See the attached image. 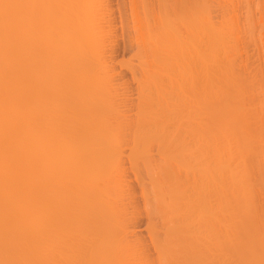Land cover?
<instances>
[{
	"label": "bare ground",
	"instance_id": "1",
	"mask_svg": "<svg viewBox=\"0 0 264 264\" xmlns=\"http://www.w3.org/2000/svg\"><path fill=\"white\" fill-rule=\"evenodd\" d=\"M142 1V8L138 0L122 4L129 2V15L123 11L131 18L128 32L142 70L151 49L142 43L152 32L170 49L159 97L146 92L150 77L126 63L140 87L138 111L153 108L156 98L161 103L133 126L132 104L122 97L129 82L115 83L117 67H109L118 30L111 0H0V264H152L150 243L130 233L143 207L135 205L127 175L132 169L142 188L148 177L142 180L133 152L127 169L124 148L141 142L158 143L163 157L174 146L171 157L184 164L163 176L149 169V179L167 188L174 205L173 214H157V224L147 209L148 185L143 189L149 247L160 252L162 227L174 243L171 264H207L211 256L213 264H228L227 250L236 264H264V66L258 78L251 66L254 75L242 67L247 57L238 61L248 47L241 52L237 43L243 31L237 34L234 13L226 17L238 4Z\"/></svg>",
	"mask_w": 264,
	"mask_h": 264
},
{
	"label": "rangeland",
	"instance_id": "2",
	"mask_svg": "<svg viewBox=\"0 0 264 264\" xmlns=\"http://www.w3.org/2000/svg\"><path fill=\"white\" fill-rule=\"evenodd\" d=\"M125 1L126 0H124V2H123V0H111V10H112V16L114 17H112L113 19H114V23H113V26L115 27V29H118V30H115V34H113V37H114V35H115V37L113 38V39H115L116 41H115V43H116V45H115V43H112L114 46V51H113V49L111 50V51H113L114 53L113 54H115L114 56H112V59L113 60H111V58H110V65H109V67H111L112 69L113 68H115L116 69V67H117V70H115L116 72H115V74H116V76H117V81L115 82V83H122V82H126V84H127V82H129L127 85L129 86V88L127 87V85L126 84H124V85H126V91H125V94L127 95V96H124V94H123V98L124 99H126V97H127V99H128V102L130 103V104H132V108H133V110H132V108H131V114H130V116H128L129 118H130V120H132V123H133V121H134V125L133 126H137L138 124L137 123H139V120L141 121V118H142V121L144 122L145 121V117H146V115H148L149 114V112H147L148 110H150L151 111V109H152V111H153V109H155V110H157V108H160V106H161V103L158 101L159 99L158 98H156V101L157 102H153L154 103V106H153V108H151L150 106H149V108L148 107H142L141 109H143L144 108V110L146 111V109H147V111L145 112H143V110L141 111V112H143V113H141L140 111H138L139 110V107H137L138 106V103H139V92H138V90H140V87H139V84H138V82L136 81V80H134V76H133V72H131V70L128 68V66L130 65V63H136V64H138V65H136L135 63L133 64V65H135V67H136V69H138V76L140 75L141 76V73H143V71L144 70H142L143 68V66H141L142 65V59L140 58V60H139V58L138 57H136V55H135V50L137 49V45H136V43L134 44V43H131V41H132V39L130 38V32H128V31H131L130 30V28H129V30H128V27L129 26H131V21H129V2L125 5L126 7H124V5H122V4H125ZM236 1V4H238L237 5V7H236V9H238V10H240L239 11V13H238V10L237 11H232V10H229L230 11V13H226V17H229V18H231L232 17V13H234V15H233V19H234V21H235V24L236 23H238V24H236V27L238 28L237 29V34H238V30H239V32H240V30L241 31H243V32H241V34H239V39H238V42L237 43H241L240 44V46H243L242 47V51L241 52H243V51H246L247 50V47H248V50H247V53L246 52H244V53H242L243 55H241V56H238V61H239V63H240V65L242 64V58L243 57H247V58H243V63H245V64H242V67H244V68H246L245 66H247V68H248V66H249V70L248 71H252L253 72V70H254V72H255V74H257V75H255V78H256V76L259 78V74H258V72L260 71V70H262L261 69V67L262 66H264L263 64H264V49H263V47H264V0H235ZM242 3H241V2ZM142 4H144L143 3V1L142 0H138V3H137V6L138 7H141V5ZM241 4V5H240ZM114 5V6H113ZM119 6V7H118ZM247 6V7H246ZM253 6V7H252ZM261 6V7H260ZM123 7V8H122ZM142 7H143V5H142ZM141 7V8H142ZM245 7V8H244ZM115 8V9H114ZM219 8H221V7H219ZM218 7H217V9H219ZM104 9V12H103V14L102 15H108V12L109 11H106L107 9L106 8H103ZM140 9V8H139ZM247 9V10H246ZM125 10H127L128 11V15H127V13H125L124 11ZM221 10V12H219ZM105 11H106V13L107 14H105ZM139 11V10H138ZM219 11H218V13H219V18H221L223 15V11H222V8L221 9H219ZM232 11V12H231ZM247 11V12H246ZM260 11V12H259ZM261 11H262V14H261V17L259 16L260 15V13H261ZM121 12H123V13H121ZM139 12H141V14L140 15H142V16H144L143 14V10H140ZM235 12H237L238 14H236ZM249 13H250V15H249ZM230 14V15H229ZM235 14H236V16H235ZM239 14H240V16H239ZM249 15L248 16V18H247V15ZM257 14V15H256ZM125 16V17H124ZM235 16V17H234ZM238 16H239V18H238ZM245 16V17H244ZM121 17V18H120ZM117 20H116V19ZM250 18V19H249ZM263 18V19H262ZM121 19H122V21H121ZM131 19V18H130ZM237 19H239V20H237ZM255 19V20H254ZM237 20V21H236ZM258 20V21H257ZM257 21V22H256ZM115 23H116V25H115ZM245 26H244V25ZM252 24V25H251ZM262 24H263V27H262ZM239 25V26H238ZM125 26V27H124ZM240 27H242V28H244L243 30H242V28H240ZM254 27H256L255 29H254ZM246 28H247V30H246ZM253 28V29H252ZM123 30H126L125 31V33L127 34V36L125 35V37H122V35H123ZM145 30V28L143 29V31ZM258 30V31H257ZM257 31V32H256ZM247 32V33H246ZM103 33V32H102ZM102 33H97L98 34V37H102L101 35H102ZM131 33H133L132 31H131ZM153 34H154V36H153V34H151V38L149 39V36L146 38L147 40H145L146 41V43H142L144 46H146V47H148L147 45H148V43H149V45H150V47H151V49H150V47H149V49L148 48H146V49H148L149 50V52L147 51V50H145V53H147L148 52V55H149V58H148V55H147V58H148V60L150 61H148V65H149V67H148V65L146 66V68H145V71H144V73H143V76H141L142 78L143 77H145L144 75H146V77H150V78H148V81L151 83V85H152V89L151 88H148L147 90H146V92L147 93H153V96H154V98L155 97H159V94H160V90H161V88H160V86H158V82H159V79H160V76L161 75H163L164 73L166 74V72H164V71H166L164 68H166L167 66H168V58L169 57H167L166 58V56L165 55H167L168 56V54H169V47H170V43H163V41L161 40V39H159V33L158 32H152ZM243 33V34H242ZM96 34V35H97ZM117 34H118V37H117ZM121 34V35H120ZM240 35H242L241 37H240ZM120 36V37H119ZM117 37V38H116ZM154 37H158V39H159V41H156V43H155V40H154ZM247 37V38H246ZM261 37V38H260ZM102 38H105L104 36L102 37ZM110 38V37H109ZM109 38H107V39H103V41H104V43H105V40H107L106 41V44H109V43H107L108 41H109ZM123 38V39H122ZM145 38V37H144ZM259 38V39H258ZM112 39V37L110 38V40ZM153 39V40H152ZM97 41H96V43H95V45H97V44H99L100 45V41L98 40V39H96ZM119 40V41H118ZM151 40H152V43H151ZM248 42H247V41ZM260 40V41H259ZM262 40V41H261ZM99 41V42H98ZM118 41V42H117ZM129 41V42H128ZM150 41V42H149ZM254 41V42H253ZM125 42V43H124ZM154 42V43H153ZM162 42V43H161ZM251 42V43H250ZM258 42V43H257ZM151 43V44H150ZM159 43V44H158ZM244 43H245V46H244ZM248 44V46H247V44ZM145 44H147V45H145ZM160 44H161V46H160ZM169 44V47H167V45ZM260 44V45H259ZM98 45V46H99ZM134 45V46H133ZM158 45L160 46V48L158 47ZM166 45V46H165ZM115 46H117L116 48H115ZM152 46H153V48H152ZM164 47V49H163V47ZM249 46H250V48H249ZM255 46V47H254ZM263 46V47H262ZM162 47V48H161ZM100 48V47H99ZM155 48H156V51L158 50V51H160L159 53H158V51L155 53V51H153V49L155 50ZM251 48H252V50H251ZM116 49V50H115ZM165 49L167 50V52L165 51ZM245 49V50H244ZM127 50V51H126ZM261 52H260V51ZM251 51V52H250ZM117 54H116V53ZM164 52V53H163ZM249 53H250V57H249ZM151 54V55H150ZM159 55V57H158V55ZM246 56H245V55ZM117 55V56H116ZM131 55V56H130ZM156 55V56H155ZM163 55H164V57H163ZM240 55V54H239ZM260 55V56H259ZM243 56V57H242ZM262 56H263V58H262ZM114 57V58H113ZM115 57H116V59H115ZM153 57V58H152ZM134 58V61L132 60V59ZM160 58V59H159ZM164 58H165V60H164ZM260 58V59H259ZM123 59V60H122ZM157 59V60H156ZM159 59V60H158ZM162 59H163V61H162ZM241 59V60H240ZM118 60V61H117ZM244 60H248V62H249V64H248V62H247V64H246V62L244 61ZM141 61V62H140ZM153 61L155 62V64H153ZM160 61V62H159ZM241 61V62H240ZM261 61V62H260ZM130 62V63H129ZM152 62V64L150 65V63ZM167 62V63H166ZM252 62V63H251ZM126 63H128L127 65L128 66H126ZM157 63H159V65H156ZM160 63H161V65H160ZM132 64H131V67H132ZM152 65H153V68H152ZM155 65V66H154ZM167 65V66H166ZM243 65H245V66H243ZM250 66H251V69H253V70H251L250 69ZM253 66V67H252ZM120 67V68H119ZM141 68V71L139 70ZM149 68V69H148ZM152 68V69H151ZM155 68V69H154ZM158 68V69H157ZM160 68H161V70H160ZM264 68V67H263ZM147 69H148V71H147ZM151 69V70H150ZM153 69H154V72H153ZM257 69V70H256ZM157 70V71H156ZM158 71H159V73H158ZM160 71L162 72V73H160ZM118 72H119V74H118ZM254 72L252 73V75H254ZM264 73V72H263ZM120 75L119 76V79H118V75ZM147 74H148V76H147ZM150 74V75H149ZM157 75V76H156ZM159 75V76H158ZM153 76V77H152ZM154 77H155V79H154ZM150 79V80H149ZM100 80V79H99ZM125 80V81H124ZM151 80H152V82H151ZM155 80H157V81H155ZM117 83V84H118ZM154 83H155V86H153L154 85ZM116 84V85H117ZM123 84V83H122ZM133 84V85H132ZM106 86H110V85H108V84H105ZM114 87V85H112L111 84V86L110 87ZM137 87V88H136ZM106 88V87H105ZM139 88V89H138ZM107 89V88H106ZM128 89H129V92H128ZM158 89V90H157ZM152 90V91H151ZM155 90V91H154ZM260 90V92L261 91H263V89H259ZM258 90V91H259ZM151 91V92H150ZM133 92H134V94H133ZM256 92H257V90H256ZM255 92V93H256ZM264 92V91H263ZM138 93V94H137ZM129 94V95H128ZM257 94V93H256ZM136 95V96H135ZM263 96V95H262ZM130 97V98H129ZM132 97H134V98H132ZM106 99H108V102L109 103H111L112 104V102H111V99L108 97V95L106 96ZM130 99V100H129ZM133 100H135V101H133ZM132 101V102H131ZM133 103H136V105L135 104H133ZM158 103V104H157ZM142 104V103H141ZM140 104V106H142ZM134 105H135V107H134ZM152 105V104H151ZM161 110L159 109L157 112H160ZM137 112H140L141 114H139L138 115V113ZM146 114L145 115V117L143 116V114ZM148 113V114H147ZM140 115L141 116H143V117H141V118H139L140 117ZM135 117V118H134ZM128 118V119H129ZM139 119V120H138ZM144 119V120H143ZM138 121V122H137ZM141 123V122H140ZM151 124V126H152V128L153 127H155V126H153L154 125V123H150ZM150 124H147V128H149V127H151L150 126ZM173 128L174 127H172L170 130H168L167 129V132L169 131H171V130H173ZM144 133V132H143ZM143 133L141 132V134L143 135ZM140 134V135H141ZM141 135V136H142ZM158 142V141H157ZM209 142V141H208ZM144 143V144H143ZM141 142V143H137V144H134V143H131V144H129L128 146H126L125 148H124V157H125V160H128L125 164H126V167L128 166L129 168H131V164H130V156H132V152H133V156H135L136 158H137V161H136V163H138V162H140L141 164H140V166H138V169H139V171L141 172V175H143V176H141V178H142V180L144 181V179H147V178H144V176L145 175H147V177H148V179H147V185L145 184V182H143L145 185H144V187L142 188L140 185H139V182L137 181V179H136V176H135V174L134 173H132L133 171H132V169H130L131 171L129 172V171H127V173H128V175H127V177H128V180H131V181H133V185H132V189H134L135 191H134V194L136 195L134 198H133V200H135L136 199V197H137V199L136 200H138L137 201V203L136 202H134V204L135 205H137V207L139 208V207H143L142 208V211H144V213L143 214H140V211H141V209H140V211L137 209V214H136V217L138 216L139 218L136 220L135 219V221L136 222H134V223H136V224H134V223H132V226L133 225H136L135 227H134V229L132 230L131 228H133L132 226H131V228H130V230H131V234H133V235H135L133 238H135L136 237V239L138 238V240H140V239H143L142 240V242L143 243H145L144 245H146V242H148L147 244H149L150 246H152V239H151V235H150V229H148V223H149V218H148V214H147V209L149 210L150 208L151 209H153L154 210V212H155V216H154V218H155V221L157 222V219H158V223L157 224H159V221L160 220H162L161 218H160V216L159 217H156V216H158V215H162V216H164V214H165V216H168L169 214L171 215V214H173L171 211H173V208H174V205H173V200H171V202L168 204V201L170 200V195L169 194H165V192H166V190H167V188L165 187V188H157L154 184H153V180H150L151 179V177H152V174H153V172H154V177L155 176H157V174L159 175V173L161 174L162 172V174H164V173H170V172H172V171H174V170H176V169H184V164H180V162H179V159H175L176 157L174 156V157H171L172 155H170V153H169V151H171V149H173V148H175L174 146H172L171 147V149L170 150H168L167 149V152H166V154H165V156L163 157V155L162 154H160L159 152L160 151H158V148H159V145H158V143H152V147L150 146V144L149 145H146V146H144L145 145V142ZM204 143H206V141L204 142ZM139 144H140V146H139ZM154 144V145H153ZM156 145V146H155ZM209 145V144H208ZM203 146H207V144L206 145H203ZM131 147V148H130ZM133 147H135V150L133 151ZM138 147V148H137ZM151 147V148H150ZM155 147V148H154ZM143 148V149H142ZM150 148V150L148 151V149ZM130 151H131V153H130ZM152 151H153V153H152ZM156 151V152H155ZM147 152H148V154H147ZM155 152V153H154ZM175 152V153H177L175 150L173 151H171V154H173V153ZM128 153L130 154V156L128 155ZM152 153V154H151ZM167 153H168V157L166 156L167 155ZM149 154H151V156L149 155ZM177 155V154H176ZM146 156V157H145ZM181 157V155H178V157ZM163 157V158H162ZM166 157V158H165ZM171 157V158H170ZM159 158V159H158ZM186 158V157H185ZM145 159V160H144ZM148 159H152L153 160V163H149L148 162ZM181 159V158H180ZM186 159H188V158H186ZM261 159V158H260ZM135 160V159H134ZM149 160V161H150ZM167 160V161H166ZM182 160H184L185 161V159H182ZM182 160H180V161H182ZM188 160H190V159H188ZM145 161V162H144ZM168 161H170V162H168ZM171 161H172V163H171ZM149 164V165H147V163ZM159 162V163H158ZM167 162H168V166H167ZM177 162L179 163V164H177ZM183 162V161H182ZM136 163H135V161H134V164L136 165ZM184 163V162H183ZM161 164H164V165H161ZM171 164V165H170ZM130 165V166H129ZM138 165V164H137ZM170 165V166H169ZM143 166V167H142ZM173 166H175L174 168H172ZM182 166V167H181ZM127 167V169H129ZM152 167H153V170H154V167L156 168L153 172H151L150 173V171L152 170ZM163 168V169H162ZM167 168V169H166ZM172 170H171V169ZM176 168V169H175ZM186 168V167H185ZM149 169H150V171H149ZM164 170V171H163ZM167 170H169V171H167ZM159 173H158V172ZM155 172H157V173H155ZM130 173H132V174H130ZM130 174V175H129ZM161 174V175H162ZM160 175V176H161ZM163 176V175H162ZM146 177V176H145ZM130 178V179H129ZM150 178V179H149ZM134 179V180H133ZM150 180V181H149ZM150 183V184H149ZM156 183V182H155ZM135 185V186H134ZM157 185V184H156ZM145 186H147V188H146V193H148L149 194V192H150V194H149V201H147V204H148V202H149V204H150V206L146 209V205H145V203L144 202H146V194H145V196H142V195H144V190L143 189H145ZM202 186H204V185H202ZM134 187V188H133ZM156 187V188H155ZM157 190H155V189ZM153 189H154V191H153ZM160 189H161V191H160ZM166 189V190H165ZM210 189H213V187L212 186H210ZM149 190V191H148ZM201 190H202V188H201ZM260 190V189H259ZM203 191L205 192V191H207V190H205V189H203ZM158 192H159V194H158ZM162 192L164 193L163 195H162ZM166 193H168V191L166 192ZM157 194H158V196H157ZM144 197V198H143ZM151 197V198H150ZM158 198L160 199V200H158ZM157 199V200H156ZM172 199V198H171ZM135 200V201H136ZM168 200V201H167ZM160 201V202H159ZM126 202H127V200H126ZM163 202V203H162ZM165 202V203H164ZM155 204V205H154ZM158 204V205H157ZM160 204V205H159ZM167 206H166V205ZM170 206V207H169ZM160 207V208H159ZM170 209V210H169ZM141 211V212H142ZM138 214H140V215H138ZM158 214V215H157ZM168 214V215H167ZM154 215V214H153ZM124 217H122V219H123ZM137 221H138V223H137ZM161 222L162 221H160V224H161ZM131 224V223H130ZM171 226L172 225H175L176 224V222H171V223H169ZM169 224H167V226L169 225ZM169 225V228L171 227ZM173 227V226H172ZM167 229V228H166ZM166 229H164L163 228V230H162V227H161V229H157L158 230V232H157V234L159 233V236H158V238L161 240V248L159 249L160 250V252L159 251H157V250H155V247H149V245H147L148 246V249H153V251L151 252V254H150V258H151V255L153 256L152 257V264H154L153 263V259L155 258V264H168V262H167V260H172L171 259V254H173L175 251L174 250H172V244L174 245V243L172 242V237H170L171 239H168V240H170V241H167L166 240V238L168 237V236H170L169 235V233H168V236H166ZM166 233H165V232ZM171 234V233H170ZM211 238L213 237V236H210ZM140 238V239H139ZM169 238V237H168ZM210 238V239H211ZM163 239L165 240V241H163ZM151 240V241H150ZM141 242V241H140ZM172 242V243H171ZM224 242V241H223ZM225 243L226 242H224V245H223V248L224 247H226L225 246ZM142 244V243H141ZM213 246V245H212ZM163 248V249H162ZM227 249H229V248H227ZM224 250H226L225 248H224ZM164 251V252H163ZM227 251H229V250H227ZM227 251H226V253L224 254L225 256H227V254H228V256H227V258L226 257H223V261H224V259L226 258L227 260V262H228V264H230L231 262L230 261H232L233 260V262L235 263V260L234 259H236V257L234 258V256H235V254L234 253H232V252H228L227 253ZM153 252H155V253H153ZM222 252H223V250H222ZM225 252V251H224ZM229 253H230V255H231V253L232 254H234L233 255V258H232V255L229 257ZM158 256V257H157ZM162 257V258H161ZM213 258V256H211V258H209V260H211V262L208 260V263L207 264H213L212 263V259ZM163 259V260H162ZM229 259H231L230 261H228ZM165 260H166V262H165ZM225 261V262H226ZM207 262V261H206ZM210 262V263H209ZM232 262V264H234ZM170 263V262H169ZM171 264V263H170ZM225 264V263H224ZM236 264V263H235Z\"/></svg>",
	"mask_w": 264,
	"mask_h": 264
}]
</instances>
